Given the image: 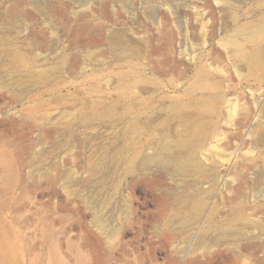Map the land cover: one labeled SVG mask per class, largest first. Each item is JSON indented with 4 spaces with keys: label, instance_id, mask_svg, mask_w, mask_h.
<instances>
[{
    "label": "rangeland",
    "instance_id": "1",
    "mask_svg": "<svg viewBox=\"0 0 264 264\" xmlns=\"http://www.w3.org/2000/svg\"><path fill=\"white\" fill-rule=\"evenodd\" d=\"M0 264H264V0H0Z\"/></svg>",
    "mask_w": 264,
    "mask_h": 264
},
{
    "label": "bare ground",
    "instance_id": "2",
    "mask_svg": "<svg viewBox=\"0 0 264 264\" xmlns=\"http://www.w3.org/2000/svg\"><path fill=\"white\" fill-rule=\"evenodd\" d=\"M260 29H257L256 31L258 32ZM193 164H195L196 165V162H193Z\"/></svg>",
    "mask_w": 264,
    "mask_h": 264
}]
</instances>
